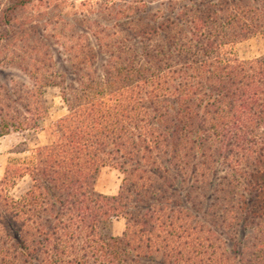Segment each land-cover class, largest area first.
<instances>
[{
  "label": "trees",
  "instance_id": "1",
  "mask_svg": "<svg viewBox=\"0 0 264 264\" xmlns=\"http://www.w3.org/2000/svg\"><path fill=\"white\" fill-rule=\"evenodd\" d=\"M60 3L0 0V73L26 80L0 82V138L42 128L48 89L67 111L0 179V264H264V57L233 54L264 0H86L80 30Z\"/></svg>",
  "mask_w": 264,
  "mask_h": 264
},
{
  "label": "rangeland",
  "instance_id": "2",
  "mask_svg": "<svg viewBox=\"0 0 264 264\" xmlns=\"http://www.w3.org/2000/svg\"><path fill=\"white\" fill-rule=\"evenodd\" d=\"M86 0H62L58 7V11L53 12V20H60L65 25L66 23L73 30H80L77 26L84 22L85 17H90V9L83 6ZM95 8L94 10H98ZM86 15V16H85ZM72 29L66 31L68 35ZM60 50L55 47L56 57L61 67L60 61L62 56L57 55ZM233 54L241 61L255 60L264 57V36L257 35L248 40L240 42L233 49ZM0 73V82L13 80L16 82L26 81L22 74L14 69L3 70ZM46 99L49 106V115L42 125V128L37 131L11 133L0 138V179L3 178L6 169L9 166L28 163L33 157L34 151L47 145L52 140L53 125L67 113L65 105L59 95L58 89H48ZM30 181L28 178L19 182L18 187L14 190V196L22 195L29 187ZM122 184V175L115 169L106 167L101 170L96 182L95 189L98 193L106 196H116ZM125 231V220L120 219L112 224L107 235L113 237H121Z\"/></svg>",
  "mask_w": 264,
  "mask_h": 264
}]
</instances>
